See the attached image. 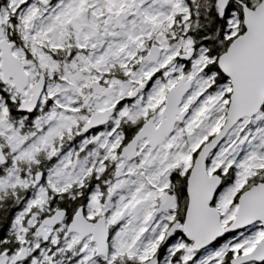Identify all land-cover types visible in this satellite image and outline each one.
Segmentation results:
<instances>
[{"label": "snow or ice", "instance_id": "obj_1", "mask_svg": "<svg viewBox=\"0 0 264 264\" xmlns=\"http://www.w3.org/2000/svg\"><path fill=\"white\" fill-rule=\"evenodd\" d=\"M0 264H264V0H0Z\"/></svg>", "mask_w": 264, "mask_h": 264}]
</instances>
